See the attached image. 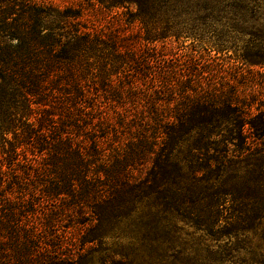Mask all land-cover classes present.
<instances>
[{
  "label": "trees",
  "instance_id": "trees-1",
  "mask_svg": "<svg viewBox=\"0 0 264 264\" xmlns=\"http://www.w3.org/2000/svg\"><path fill=\"white\" fill-rule=\"evenodd\" d=\"M82 2L0 0V264H132L264 148V0Z\"/></svg>",
  "mask_w": 264,
  "mask_h": 264
},
{
  "label": "rangeland",
  "instance_id": "rangeland-1",
  "mask_svg": "<svg viewBox=\"0 0 264 264\" xmlns=\"http://www.w3.org/2000/svg\"><path fill=\"white\" fill-rule=\"evenodd\" d=\"M54 1L86 5L82 0ZM95 7L89 24L104 29L125 25L122 7ZM230 158L232 163L215 175L218 191L200 196L205 207L197 212L209 224L180 212L148 217L142 228L151 231L146 239L141 234L130 239L125 232L128 237L120 244L130 248L132 264H264V148L233 152Z\"/></svg>",
  "mask_w": 264,
  "mask_h": 264
}]
</instances>
